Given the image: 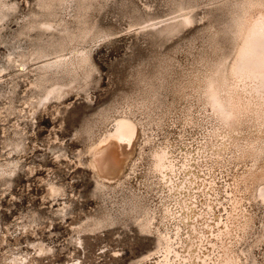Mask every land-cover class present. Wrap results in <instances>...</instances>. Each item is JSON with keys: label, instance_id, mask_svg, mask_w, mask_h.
I'll return each instance as SVG.
<instances>
[{"label": "rangeland", "instance_id": "rangeland-1", "mask_svg": "<svg viewBox=\"0 0 264 264\" xmlns=\"http://www.w3.org/2000/svg\"><path fill=\"white\" fill-rule=\"evenodd\" d=\"M11 1L18 9L0 28L5 41L0 43V66H7L14 45L28 46L29 39L17 37L18 21L38 12L40 2ZM70 6L59 8L69 22L76 10ZM182 8L193 11L194 23L163 35L136 26L149 17L178 16ZM231 8V0H100L90 15L113 36L95 49L96 69L87 85L38 106L39 93L31 92L36 66L6 72L0 96V163L17 161L21 169L0 180V264H68L78 255L81 264H137L157 249V236L136 225L131 198L121 191L96 190L93 173L80 159H87L92 141L121 114L141 121L145 141H170L180 151H194L204 130L184 127L181 110L186 104L174 92L208 62L215 68L220 60L232 59L236 19ZM142 148L149 150L145 143ZM144 164L141 160L137 170L143 172ZM224 165L213 175L217 187L231 183L245 166ZM149 197L151 204L158 201L155 193ZM244 207L254 215L255 229L238 253L243 264H264V208L246 202ZM99 221L101 228L92 231ZM129 237L135 238L134 246L125 243ZM116 251L119 256L113 255Z\"/></svg>", "mask_w": 264, "mask_h": 264}, {"label": "bare ground", "instance_id": "bare-ground-1", "mask_svg": "<svg viewBox=\"0 0 264 264\" xmlns=\"http://www.w3.org/2000/svg\"><path fill=\"white\" fill-rule=\"evenodd\" d=\"M99 1L40 0L38 12L18 21L17 37L29 43L26 48L14 45L7 66H0V96L6 72L16 67L21 72L30 64L36 66L31 92L39 93L38 106L65 97L83 82L87 85L96 69L95 49L113 36L90 15ZM64 4L76 6L71 22L60 13ZM231 7L236 19L232 59L220 60L215 68L208 62L174 92L186 104L181 110L184 127L204 130L196 149L180 151L170 141H145L141 121L121 114L92 141L87 159H80L93 173L96 190L128 195L136 225L157 236V249L137 264H243L238 246L255 229V217L244 203L264 208V0H231ZM17 9L11 0H0V28ZM178 14L149 17L136 26L163 35L194 23L191 9ZM1 36L0 30V43L5 44ZM141 160L143 172L137 170ZM226 163L245 166L220 188L213 175ZM20 169L17 161L0 163V180ZM51 189L59 193L53 184ZM153 193L158 201L151 204ZM100 228L101 222H95L92 231Z\"/></svg>", "mask_w": 264, "mask_h": 264}, {"label": "snow or ice", "instance_id": "snow-or-ice-1", "mask_svg": "<svg viewBox=\"0 0 264 264\" xmlns=\"http://www.w3.org/2000/svg\"><path fill=\"white\" fill-rule=\"evenodd\" d=\"M26 3H27V5L31 6V5H33V0H26ZM41 7H43V5H41ZM21 12L22 13L25 12V9H24L23 5H21ZM262 55H264V53H262ZM129 136H130V133H129ZM125 243L134 246L135 243H136V240H135L134 237H129V238H127L125 240ZM98 250L101 251V252L104 251L102 246H98ZM92 252H93V255H95L97 253V249H93ZM113 255L119 256L120 253H119V251H116V252L113 253ZM60 264H64V262L61 261ZM68 264H81V260H80L79 255L77 256L76 259L68 261Z\"/></svg>", "mask_w": 264, "mask_h": 264}]
</instances>
